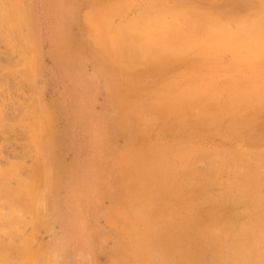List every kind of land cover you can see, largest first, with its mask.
<instances>
[{"label": "bare ground", "instance_id": "obj_1", "mask_svg": "<svg viewBox=\"0 0 264 264\" xmlns=\"http://www.w3.org/2000/svg\"><path fill=\"white\" fill-rule=\"evenodd\" d=\"M106 1L104 10L101 3L102 21L98 23L104 54L130 80L145 72H151L153 79L150 84L134 81L133 87L125 79L123 82L130 86L118 90L121 100L133 95L138 101H123L122 125L130 130L132 145L118 153L124 163L125 180L132 178L130 186L124 184L117 203L118 208L123 206L127 211L128 264H264V0H222L220 7L219 0L214 7L211 0H147L142 10L134 9L136 16L122 17L118 24L112 22L113 14L131 0H121L125 4ZM226 52L230 58L224 62ZM180 83L185 87L175 92ZM221 97H225L223 102L219 101ZM160 129L165 130L162 139L158 137ZM201 137L230 142L228 148L211 145L199 154H211L221 171H227L231 153L234 168L230 179H226V193L231 194L230 203L237 200L245 204L242 208L251 207L249 218L255 221L252 226L244 224L234 229L231 222L239 213L231 209L235 214L227 211L230 215H225L223 209L227 207L220 210L210 203L214 198L210 200L211 191L207 193L206 189L220 180L218 166L198 181L193 178L191 164L199 151L194 142ZM3 169L0 202H7L12 209L8 219L22 217L17 211L21 213L24 207L21 204L19 209L16 201L18 194H23L24 201L31 200L25 195L31 184L19 183L21 178H17L21 186L7 189L8 185L1 183L6 180L7 171ZM1 214L0 210V227L2 219L6 220ZM11 224L3 229L14 230ZM4 249L0 246V255ZM13 249L18 250L13 253L15 264H31L26 246ZM37 254L41 258L39 251ZM41 259L38 264L47 261Z\"/></svg>", "mask_w": 264, "mask_h": 264}, {"label": "rangeland", "instance_id": "obj_2", "mask_svg": "<svg viewBox=\"0 0 264 264\" xmlns=\"http://www.w3.org/2000/svg\"><path fill=\"white\" fill-rule=\"evenodd\" d=\"M0 1V167L7 171L5 182L1 183L7 184V189L11 190H16L17 178H21L19 183L31 184L25 193L28 200L31 197V202L24 201L23 194H18L16 201L19 209L21 204L24 207L21 213L17 211L22 217L8 219L12 209L6 206L7 202H0V210L6 216L0 227V246L5 247L0 255L1 261L15 264L13 253L18 250L13 248L24 245L27 252H31V264H38L42 257L47 259L42 264H128L127 211L123 206L118 208L117 203L121 200L124 184L132 179L125 180L124 163L119 154L132 145V140L130 130L122 125L121 107L123 101H138L133 95H129V100H121L118 90L130 86L123 82L125 79L131 86L134 81L138 85L150 84L153 82L152 73L145 72L140 78L134 76L130 80L104 54L103 35L98 23L102 21H99V11L102 4L104 10L106 0ZM211 1L213 7L219 1L218 7L223 3L222 0ZM145 2L147 0L126 2L128 6L122 8L128 10L123 12L121 8L119 13L113 14L111 21L118 24V21L136 16L138 12L134 9L139 11ZM226 53L224 62L230 58ZM184 87L185 84L180 83L174 91L179 92ZM138 98L142 100L144 97L140 95ZM224 98L219 101L223 102ZM261 124L264 126V120ZM158 135L162 139L165 130L160 129ZM195 142L199 151L196 149L198 154L191 167L195 171L193 178L198 181L219 167L211 154L204 156L199 154L200 150H208L211 145L218 149L228 148L230 142L210 137H201ZM228 155L227 171H221L219 167L216 172L220 180L210 186L211 190L210 187L206 189L207 193L211 191L210 200L214 198L215 201L210 203L213 202L216 208L219 206L220 210L227 207L223 209L225 215H228L227 211L233 213L231 209L239 213L237 218L241 220L235 217L237 221L234 218L231 222L234 229L244 224L252 226L255 221L249 218L251 207L242 208L245 204L241 201L238 204L237 200L230 203L231 194L226 193V179H230L234 168L233 156L230 152ZM221 192L228 196L222 197ZM234 194L238 195L237 192ZM9 224L14 230L10 227L11 231L3 229ZM233 228V232L239 229ZM38 251L41 258H37Z\"/></svg>", "mask_w": 264, "mask_h": 264}]
</instances>
